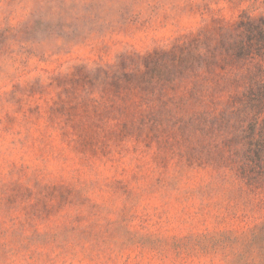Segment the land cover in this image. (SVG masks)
I'll return each instance as SVG.
<instances>
[{"label": "rangeland", "instance_id": "1", "mask_svg": "<svg viewBox=\"0 0 264 264\" xmlns=\"http://www.w3.org/2000/svg\"><path fill=\"white\" fill-rule=\"evenodd\" d=\"M0 264H264V0H0Z\"/></svg>", "mask_w": 264, "mask_h": 264}]
</instances>
